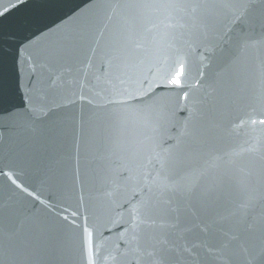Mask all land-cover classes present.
I'll return each instance as SVG.
<instances>
[{"label": "water", "instance_id": "obj_1", "mask_svg": "<svg viewBox=\"0 0 264 264\" xmlns=\"http://www.w3.org/2000/svg\"><path fill=\"white\" fill-rule=\"evenodd\" d=\"M77 3L0 115V264H264V0Z\"/></svg>", "mask_w": 264, "mask_h": 264}, {"label": "snow or ice", "instance_id": "obj_2", "mask_svg": "<svg viewBox=\"0 0 264 264\" xmlns=\"http://www.w3.org/2000/svg\"><path fill=\"white\" fill-rule=\"evenodd\" d=\"M91 0H85V4ZM83 6L77 0H9V6L0 10V115L10 114L15 103V79L18 87L21 49L35 48L36 55H55V51H44L39 48L38 38L45 37L59 29L67 19L81 13ZM14 22L5 24L14 13H21ZM250 23L264 26V16L253 18ZM25 33H29L25 35ZM140 45L137 44V47ZM187 65L181 59H177L164 78V83H156L150 93H145L148 99L157 95L160 91H177L184 87V78L187 75ZM151 87V85H149ZM145 97H137L143 100ZM187 92L179 93V100H188ZM264 124V119L258 121ZM252 123H257L253 120ZM143 202L137 203L130 212L132 225L139 227L144 218L141 213ZM9 210L0 206V217L6 215ZM67 219V217H65ZM124 230V226H119ZM260 258H264V254Z\"/></svg>", "mask_w": 264, "mask_h": 264}]
</instances>
